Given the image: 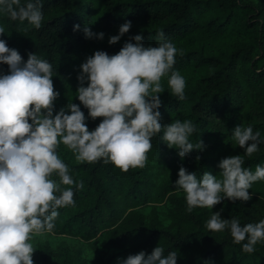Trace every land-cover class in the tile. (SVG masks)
<instances>
[{
  "label": "trees",
  "instance_id": "obj_1",
  "mask_svg": "<svg viewBox=\"0 0 264 264\" xmlns=\"http://www.w3.org/2000/svg\"><path fill=\"white\" fill-rule=\"evenodd\" d=\"M23 2V0H22ZM43 19L40 28L27 21L0 14L10 48L27 60L34 52L52 64L54 114L68 102L87 109L76 98L80 64L96 50L115 54L135 34H142L145 46H157L163 32L179 52L174 69L185 78L183 100L171 94L167 75L159 94L161 124L191 120L196 131L190 136L204 149L191 150L180 158L176 149L161 140L163 130L151 138L152 148L143 167L127 171L103 158L78 161L63 143L57 153L75 181L84 187L74 190V205L58 209L52 232L32 237L34 264H117V258L158 245L178 253L177 264H264V241L252 253L242 250L228 230L214 232L206 227L213 212L225 219L239 218L241 224L264 219V180L252 183L248 201L225 198L213 208L187 211L185 195L174 186L181 166L197 176L208 171L219 177L218 162L240 154L244 166L264 164V144L251 156L236 144L232 129L251 125L264 135V0H40ZM132 22L115 44L111 35L119 26ZM79 30L73 31V25ZM103 39L86 38L83 27ZM135 43V41H131ZM8 66L0 64V72ZM87 81H85V86ZM66 111H68L66 109ZM102 117L88 118L94 129ZM53 179L59 177L53 174Z\"/></svg>",
  "mask_w": 264,
  "mask_h": 264
},
{
  "label": "clouds",
  "instance_id": "obj_2",
  "mask_svg": "<svg viewBox=\"0 0 264 264\" xmlns=\"http://www.w3.org/2000/svg\"><path fill=\"white\" fill-rule=\"evenodd\" d=\"M0 14L27 21L37 29L43 19L40 0H0ZM131 26L126 20L108 43L118 42ZM80 27L74 24L73 31ZM83 32L86 38L103 39L105 35L88 26ZM4 33L0 24V34ZM142 41V34H135L115 54L96 50L80 64L75 93L87 109L86 117L73 102L54 114L60 93L54 90L52 64L34 52L24 60L17 49L0 39V64L8 66L7 72H0V264H34L32 237L52 232L58 209L75 204L73 188L61 185L84 187L59 157V144L71 149L78 161L103 158L124 171L145 165L151 138L161 130V140L176 149L180 158L193 149H204L202 140L194 145L189 139L196 131L191 120L160 122L162 77L167 75L173 96L185 97V78L173 67L178 48L162 31L157 33V46H145ZM97 117L102 120L90 130L85 121ZM232 135L247 156L264 144V135L251 125H236ZM217 167L219 177L208 171L198 177L196 172L179 168L174 186L183 191L187 211L211 209L225 198L248 201L252 183L264 180V164H257L253 171L244 166L240 154L222 158ZM222 211L212 213L207 229L228 230L235 243L246 241L241 245L244 252L252 253L255 245L264 241V219L241 224L237 217L223 218ZM177 258L176 251L165 254L164 247L158 245L150 254L142 250L117 258V264H177Z\"/></svg>",
  "mask_w": 264,
  "mask_h": 264
}]
</instances>
